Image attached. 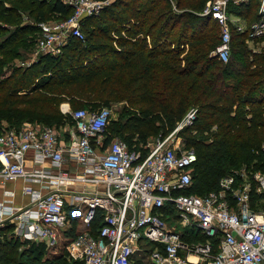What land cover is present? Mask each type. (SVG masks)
Instances as JSON below:
<instances>
[{
	"label": "built area",
	"instance_id": "built-area-1",
	"mask_svg": "<svg viewBox=\"0 0 264 264\" xmlns=\"http://www.w3.org/2000/svg\"><path fill=\"white\" fill-rule=\"evenodd\" d=\"M60 1L72 12L64 20L38 22V53L59 54L71 37L86 41L82 22L112 2ZM258 2L257 18L244 22L230 7L249 0L207 2L199 13L212 16L220 35L211 56L229 59L233 31L246 34V40L264 36V0ZM62 111L74 119L75 131L69 125L64 128L66 133L70 130L67 139L48 125L0 128V186L22 179V192L30 196L29 203L18 210L0 207V227L13 217L12 232L53 249L69 230L66 205L72 204L81 226L68 241L72 258L64 264H134L140 252L148 253L155 264H264V208L252 205L253 194L264 193L262 172L255 173L252 182L244 180L243 172H230L220 178L219 190L204 195L188 192L197 153L172 140L178 129L149 142L142 152L132 150L122 138L105 144L109 108ZM195 116L196 110H190L180 127L193 123ZM30 151L37 166L30 164ZM45 160L55 169L46 167ZM68 161L74 170L62 166ZM76 181L83 188L72 193ZM34 182L47 190H35ZM177 224L200 238L184 239ZM146 243L154 247L147 248Z\"/></svg>",
	"mask_w": 264,
	"mask_h": 264
},
{
	"label": "trees",
	"instance_id": "trees-1",
	"mask_svg": "<svg viewBox=\"0 0 264 264\" xmlns=\"http://www.w3.org/2000/svg\"><path fill=\"white\" fill-rule=\"evenodd\" d=\"M165 1L169 3L115 0L82 22L85 44L71 37L61 53L39 52L36 61L14 66L6 76V60H0V119L34 115L61 123L66 115L73 124L72 115L62 112V102L74 110L85 105L92 110L97 108L93 104L124 101L135 110L112 121L104 132L108 144L117 135L123 139V133L145 139L159 128L158 120L170 129L193 107V123L181 130L187 147L197 153L188 192L217 190L222 176L256 156L257 166H264V47L259 52L251 49L246 34L233 31L229 59L211 56L220 35L212 16L199 13L207 0H175L178 8L187 9L175 12L170 5L155 12ZM139 2L145 6L137 7ZM27 9L35 14L34 22L22 24L21 10ZM230 10L244 15L240 7ZM71 12L60 0H0V32L15 25L0 41V55H18V48L8 46L25 38L23 32L33 28L36 40L39 21L66 19ZM263 196L253 194V199ZM35 250L19 252L16 244L1 240L0 263H65L41 260L43 252ZM140 254L137 264H151L148 253Z\"/></svg>",
	"mask_w": 264,
	"mask_h": 264
},
{
	"label": "rangeland",
	"instance_id": "rangeland-1",
	"mask_svg": "<svg viewBox=\"0 0 264 264\" xmlns=\"http://www.w3.org/2000/svg\"><path fill=\"white\" fill-rule=\"evenodd\" d=\"M110 1L114 2L115 0H110ZM208 1L209 0L206 1V4H207ZM175 2H176L175 0H169V3H167V4L164 3V2H160L159 4H157V8H156L155 12L159 11L160 9H163L164 7H168V6L170 7V5H171V8L175 12H180V11H183L184 9H187V8H178L176 6ZM149 4H150V2H149ZM206 4H205V6H206ZM244 5L238 6L237 8L240 7L242 12H244L243 16L245 17L246 21H252L255 18H257V10H258V7H259L258 0H249V3L248 4H244ZM25 6H27V5L24 4V7ZM140 6L143 7V6H145V4L139 2L137 4V7H140ZM204 7L201 10H203ZM21 14H22V18H23L22 24L23 23L25 24V23H33L34 22V15L35 14L34 13L31 14L29 9L21 10ZM99 14H97V15H99ZM51 20H53V19H51ZM55 20H61V19H55ZM62 20H64V19H62ZM96 21L98 22L97 24H100V25H103V23H104L101 20V18H97ZM6 28H8V30L0 32V41L3 40L4 38H6L8 35H10L12 33V31L15 28V25H9ZM22 35H23V37L28 39V40L27 39L25 40L26 41L25 43L27 45H25V46L23 45V43H24L23 41H24L25 38H22L20 40H16V42L14 44H11L10 46H8V47H10V49L18 48L16 50V51L19 52L18 55H12V56H9L8 58L0 55V60H3V58L6 60L4 62L5 64L2 67V69H5V76L9 75V73L11 72V69L14 66H22L21 62H25L26 63L25 65L28 66L33 61H36V59L38 58L37 57V53H38V40H37V38H38L39 34H37L36 40H35V38L33 37L34 30H33V28L32 29L30 28L27 32H23ZM244 40H245V43H246V45L248 47H250L251 49H253V50L257 51V52L261 51L262 48L264 47V36H261L259 38L254 39V40H251V39L250 40L244 39ZM82 42L83 43H81V44H85L86 43L85 41H82ZM17 43L19 44L18 46L16 45ZM25 65H23L22 67H26ZM65 105H67L66 108L74 110V108L68 102H62L61 103V106H60L61 110L63 108H65ZM93 106H96L97 108H101V107L104 106V107H107V108L110 109V111H111V119L109 121L108 126L106 127V130H108V131L110 130L111 123H112L113 120H115V119H117L119 117H122V119H124V117L127 115V112H129V111L133 112V109L135 110V108H133V107L126 106L124 101H122V102H112V101L108 102V101H104V102L98 103V105H96V104L94 105L93 104ZM91 107H92V105H91ZM84 108H90V106L89 105H85ZM192 109H194V108L193 107L189 108L185 112L183 117L180 119V121L177 124H175L172 128H170V129H168V126H166L164 128L162 126L161 122L158 120L156 124L160 125L159 128L156 130V132L147 135L145 139H141V138H139L137 136L136 137H129L130 133H123V137L127 140V141L126 140H124V141H126L128 143L129 147L132 150L135 149V150H141L142 152H145L147 150V148H148L147 146H148L149 142H152L153 140H155L159 136H162V135L166 136L169 133H171L172 131H174L175 129H178V131L173 135L172 140L174 142H178L179 141L182 146H188L187 138L184 136L185 134L181 133V130L184 128L185 125L183 127H180V126H181L182 122L185 120V118L187 117V115L190 112V110H192ZM61 120H62L61 123L58 121V119H54V120H51V121H44L42 117L39 118V117L34 116V115L26 117V118L23 117L21 119H16V120L9 119V118L8 119L7 118H1L0 119V128L2 126H10V127L12 126L14 128H18L19 126L21 127V126H23L26 123H30L32 125H37V124H39V125H48V126H52V127L56 128L64 138H66V139L70 138L69 134H67L66 131H64V128L66 126L68 127V125H69V127H71L73 131H75V126L72 123L68 122V117L66 115H64L63 119H61ZM166 129H168V130H166ZM115 138H120L121 139L122 137H119V135H117V136H115ZM259 164H260V158L258 156H256V157L252 158L250 161L245 160L244 162L238 164L237 168H235L232 172H234V171L243 172V173H245L244 180L245 181L250 180L252 182V176L255 173L262 172L264 174V166L258 167L257 165H259ZM247 176H249L250 178L247 179L246 178ZM217 190H219V187H218ZM193 191L196 192L197 194H200V195H202V194L204 195L205 194L204 191H200V189H197V188H194ZM254 200L255 199H253L252 205L255 208H264V196L262 198L261 197L258 198L256 201H254ZM171 222L175 223L173 220ZM4 225L0 227V241L1 240L2 241H6L7 240V241H10L12 244H16L17 247H18V251L19 252H22L24 250L26 251L27 249H32V248L36 249L35 252H38L40 250V251L43 252V254L41 255V257H42L41 260L51 259V260H57V261H61V262L68 261L69 256H70V258H72V254H71V250L72 249L70 248V246L68 244V241L71 240V238L76 235V229L80 228V226H79V228L76 227L74 231L69 233V236L64 237L62 239V241L59 243V245H61V248L60 249L58 248L59 251L57 253L53 254V253H51L52 248L51 247L48 248L46 246V243L43 244L41 242H38V240H31V239L24 238L21 235L12 232L13 229L12 230L8 229V227H9L8 225H6V224H4ZM177 229H179L181 231L184 239L191 240V241L196 240L195 237H192L193 239H189V237L186 236V234H188V232H187L186 228H183L182 224H177ZM67 237H69V239H67ZM65 239L67 240V244L66 245H65L66 242L64 241ZM144 246H147L149 248L154 247L151 244L144 245ZM140 253H142V252H140ZM140 253H137L136 256L134 257V261H135L134 264H137L136 263V259H139L138 257L141 256ZM16 258H17V260H20V256L18 257L17 253H16ZM146 261H149V263H151V264H155V263H153L150 260L148 255L146 257Z\"/></svg>",
	"mask_w": 264,
	"mask_h": 264
},
{
	"label": "crops",
	"instance_id": "crops-1",
	"mask_svg": "<svg viewBox=\"0 0 264 264\" xmlns=\"http://www.w3.org/2000/svg\"><path fill=\"white\" fill-rule=\"evenodd\" d=\"M241 17H242V21L244 22L245 18L243 16H241ZM66 107H67V105H65V108ZM69 133H70V130L68 131L67 134H69ZM29 157H31L30 164L37 166V164L34 163V161H35L34 151L29 152ZM33 158H34V161H32ZM62 166L65 168L69 167L71 170H74V167L70 164L69 161L67 163H64ZM46 167H48L50 169H55V167L52 166V163L50 160L46 161ZM24 184H25V180L19 179L18 181H11V182H7L4 185H1L0 186V207L1 206H13V207H15L13 209L18 210V208H22L25 205H27L30 201V196L28 194H24L22 192V187ZM32 185H33L35 190H38V191L47 190L46 187L42 186V183L34 182V183H32ZM82 188H83L82 183L80 181H76V183H73L71 185L70 192H72V193L73 192H79L82 190ZM70 198H71V195L70 194L67 195V199L70 200ZM66 208H67V211L69 212V218L71 221V225L68 226L69 230L66 231V236H69L70 232L74 231L77 226H81V225H80V222H78L79 216L75 212H73L72 208H74V206L72 204H69V205L67 204ZM10 218L12 219V221L14 220L13 217H10ZM12 221L11 222H9V221L5 222V224L9 226L8 229H11V230L15 228V224H16L14 221L13 222ZM98 225H99L98 221H96L93 224L95 230H96ZM186 236L189 237V239H193L192 237H195L196 239L199 238L198 235L193 236V235H190L189 233L186 234ZM41 243L45 244L44 242H41ZM53 248L54 249L51 250V253L55 254L59 251L58 248L60 249L61 245L57 244L56 247H53ZM181 254L184 256L183 253H181ZM189 259L194 260L196 258L194 256H190Z\"/></svg>",
	"mask_w": 264,
	"mask_h": 264
}]
</instances>
